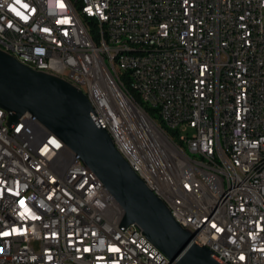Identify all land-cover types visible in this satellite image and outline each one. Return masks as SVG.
I'll return each instance as SVG.
<instances>
[{
	"label": "built area",
	"instance_id": "built-area-1",
	"mask_svg": "<svg viewBox=\"0 0 264 264\" xmlns=\"http://www.w3.org/2000/svg\"><path fill=\"white\" fill-rule=\"evenodd\" d=\"M64 6L61 7L60 5ZM0 0V42L14 59L60 69L88 98L95 120L194 241L220 264H264V0ZM92 27L113 40L93 54ZM153 39L162 40L153 51ZM127 50V58L116 51ZM138 51V58H131ZM106 57L141 88L131 102ZM153 111L140 112V104ZM163 107L178 139L163 137ZM0 107V264L173 263L72 152L27 113L15 127ZM185 145L231 170L230 182L196 168ZM223 190L232 202L223 203Z\"/></svg>",
	"mask_w": 264,
	"mask_h": 264
},
{
	"label": "water",
	"instance_id": "water-1",
	"mask_svg": "<svg viewBox=\"0 0 264 264\" xmlns=\"http://www.w3.org/2000/svg\"><path fill=\"white\" fill-rule=\"evenodd\" d=\"M0 107L17 124L29 113L99 178L124 212L122 225H138L177 264H220L181 228L165 204L135 174L95 120L88 98L63 80L36 72L0 51Z\"/></svg>",
	"mask_w": 264,
	"mask_h": 264
},
{
	"label": "bare ground",
	"instance_id": "bare-ground-1",
	"mask_svg": "<svg viewBox=\"0 0 264 264\" xmlns=\"http://www.w3.org/2000/svg\"><path fill=\"white\" fill-rule=\"evenodd\" d=\"M67 5H69L70 10L73 11L74 14H77L78 22L82 24H95V19H97V11H90L87 9V5H80V0H67ZM98 32L97 38L94 37V31ZM92 45H100V47H93V54L102 55V48L113 47V40L109 39L106 36H102V30L99 27H92ZM162 49V40L161 39H153V51H161ZM0 51L14 58V50L7 49L3 46V43L0 42ZM116 58H127V50L116 51ZM113 57H106V64L109 65L111 70V77L114 79L115 85L118 86L122 90V94H124L125 98L129 99L131 102H138L139 97L141 96V88L137 87V83H135L130 78V70L127 69L126 65L120 64V61ZM131 58H138V51H131ZM19 63L22 65L36 71L46 73L45 66H39L36 62L32 60H28V58H19ZM53 76L57 77L64 82L68 83L72 87H74V80L67 78V76H63V72L60 69H53ZM153 111V103H142L140 104V112H151ZM154 115L159 117L161 121V125L154 118V123L160 127V133L163 137H170L171 139H178V132H173L171 126L169 124V120H167L166 113L163 112V107L154 108ZM34 122L40 123L35 117ZM6 127H15V124H10L9 120L6 119ZM105 130L109 136L111 137V131L107 129ZM44 133L47 137H54L45 127ZM55 143H61V146H64L62 141L55 136ZM185 153L186 156L189 157L190 161H196V168H201L204 172H212V174L217 175L222 182H230L231 179V170L221 166L218 163H211L209 161H199L205 160V153H202L196 148L194 145H185ZM72 159L74 167H83L86 166L81 158L72 152ZM132 171L137 174L142 179V173H140V167H132ZM93 176H96L93 173ZM232 202V190H223V203H231ZM170 212H172L171 203H164ZM117 211H119V217L124 216V212L122 208L117 203ZM152 251H159L151 243ZM164 264H177L176 261L173 263H164Z\"/></svg>",
	"mask_w": 264,
	"mask_h": 264
},
{
	"label": "rangeland",
	"instance_id": "rangeland-1",
	"mask_svg": "<svg viewBox=\"0 0 264 264\" xmlns=\"http://www.w3.org/2000/svg\"><path fill=\"white\" fill-rule=\"evenodd\" d=\"M94 37L97 38L98 36V32L95 30L93 33ZM154 118L157 119L156 121L158 122L159 125H161V121L159 119V117H157L156 115H154Z\"/></svg>",
	"mask_w": 264,
	"mask_h": 264
},
{
	"label": "snow or ice",
	"instance_id": "snow-or-ice-1",
	"mask_svg": "<svg viewBox=\"0 0 264 264\" xmlns=\"http://www.w3.org/2000/svg\"><path fill=\"white\" fill-rule=\"evenodd\" d=\"M60 6H61V7H63L64 5H63V4H61Z\"/></svg>",
	"mask_w": 264,
	"mask_h": 264
}]
</instances>
